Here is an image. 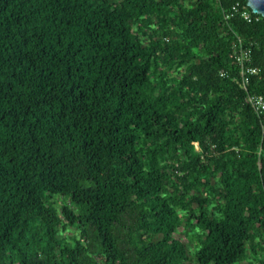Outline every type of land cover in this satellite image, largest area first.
<instances>
[{"label": "trees", "instance_id": "16d2710c", "mask_svg": "<svg viewBox=\"0 0 264 264\" xmlns=\"http://www.w3.org/2000/svg\"><path fill=\"white\" fill-rule=\"evenodd\" d=\"M245 6L0 0V264H264Z\"/></svg>", "mask_w": 264, "mask_h": 264}, {"label": "built area", "instance_id": "2783aa9c", "mask_svg": "<svg viewBox=\"0 0 264 264\" xmlns=\"http://www.w3.org/2000/svg\"><path fill=\"white\" fill-rule=\"evenodd\" d=\"M248 6L243 7L241 11V16L247 21H251L252 14L254 12L250 11ZM257 14V13H255ZM233 58L235 63L239 66V77L240 84L243 88L249 80V76L255 74L258 68L251 67L248 63L250 61V49L245 47L242 43V38H237V41L233 45ZM246 102L257 112L262 113L264 111V98L260 94L248 93L246 95Z\"/></svg>", "mask_w": 264, "mask_h": 264}, {"label": "water", "instance_id": "95a60500", "mask_svg": "<svg viewBox=\"0 0 264 264\" xmlns=\"http://www.w3.org/2000/svg\"><path fill=\"white\" fill-rule=\"evenodd\" d=\"M246 3L252 12L264 17V0H246Z\"/></svg>", "mask_w": 264, "mask_h": 264}, {"label": "rangeland", "instance_id": "374dc122", "mask_svg": "<svg viewBox=\"0 0 264 264\" xmlns=\"http://www.w3.org/2000/svg\"><path fill=\"white\" fill-rule=\"evenodd\" d=\"M58 202L61 203L62 202V198H58ZM174 237L176 239H181L182 241H187V238H188V237H185V236L180 235V234H175Z\"/></svg>", "mask_w": 264, "mask_h": 264}]
</instances>
